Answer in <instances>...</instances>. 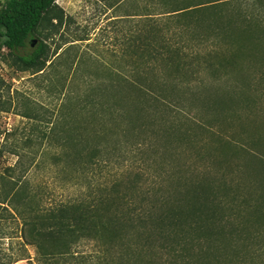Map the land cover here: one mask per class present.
I'll use <instances>...</instances> for the list:
<instances>
[{"label":"rangeland","instance_id":"374dc122","mask_svg":"<svg viewBox=\"0 0 264 264\" xmlns=\"http://www.w3.org/2000/svg\"><path fill=\"white\" fill-rule=\"evenodd\" d=\"M6 1L0 0V8ZM229 2L216 14L197 12L195 21L206 31L230 20L225 40L232 43L201 46L194 58L182 59L198 68L197 80L173 93L174 104H147L127 134L108 136V159L93 173L75 172V158L58 161L57 140L67 137L74 118L86 116L76 104L86 103L91 88L113 85L118 75L149 72L141 42L147 0H55L34 36L45 51L41 69L26 67L1 48L0 264H104L91 240L63 257L40 260L24 236L19 210L29 205L37 212L38 204L47 206L120 177L136 178L145 187L163 182L171 189L180 175L211 182L221 178L237 192L227 199L240 208L232 219L239 231L213 237L209 259L197 264H264V37L252 38L264 31V0ZM250 23L249 31L243 30ZM102 104L94 106L101 114L97 121L118 119ZM185 128L183 137L179 129ZM137 138L147 144L135 146ZM13 191L16 195L9 197ZM151 252L134 249L133 255ZM200 252L194 249V257Z\"/></svg>","mask_w":264,"mask_h":264},{"label":"trees","instance_id":"16d2710c","mask_svg":"<svg viewBox=\"0 0 264 264\" xmlns=\"http://www.w3.org/2000/svg\"><path fill=\"white\" fill-rule=\"evenodd\" d=\"M229 1L147 0L146 33L141 42L149 72L130 78L118 75L113 85L91 88L86 103L76 104L78 111H84L86 116L80 121L74 118L67 137L57 140L62 148L57 154L58 161L75 158L79 164L75 172L91 173L108 159L104 151L108 136L118 135L122 130L127 134L151 102L176 103L173 93L181 87H190L198 78V68H194L193 62L181 63V60L194 58L193 53L198 55L201 46L223 47L232 43L225 40L230 20L202 31L198 30L195 15L203 10L216 14ZM55 5V0H7L0 8V51L4 46L26 67L41 69L45 51L39 42L31 47L30 40L45 14ZM253 24L245 25L243 30L249 31ZM261 30L252 38L264 37ZM208 63L212 67L213 62L208 60ZM159 67L163 73L156 70ZM103 102L107 103L108 111L117 114L115 122L97 121L100 113L94 106L100 107ZM179 132L186 137L187 128ZM146 144L143 138L134 141L138 147ZM219 180L211 182L205 176L186 179L180 175L171 189H164L163 182L145 187L136 178L101 182L79 194L61 196L47 206L38 204L37 212L31 211L29 205L26 211L20 208L24 236L35 247L40 260L63 257L73 247L91 240L97 244L98 258L104 264H139L140 261L197 264L209 259L213 237L233 235L240 229L239 223L232 221L238 217L240 208L227 199L234 193L232 197H235L237 192ZM67 183L78 185V182ZM16 193L13 191L9 197ZM196 248L201 250L198 258L193 253ZM134 249L152 252L144 257L133 255ZM161 258L163 262L158 261Z\"/></svg>","mask_w":264,"mask_h":264},{"label":"water","instance_id":"95a60500","mask_svg":"<svg viewBox=\"0 0 264 264\" xmlns=\"http://www.w3.org/2000/svg\"><path fill=\"white\" fill-rule=\"evenodd\" d=\"M35 44H36V38L32 37L31 40H30V46L34 47Z\"/></svg>","mask_w":264,"mask_h":264}]
</instances>
